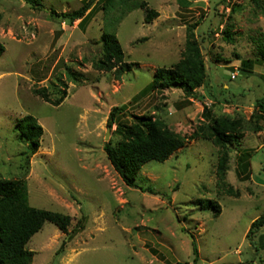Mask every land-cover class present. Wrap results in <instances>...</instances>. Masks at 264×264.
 Returning a JSON list of instances; mask_svg holds the SVG:
<instances>
[{"label":"rangeland","instance_id":"obj_1","mask_svg":"<svg viewBox=\"0 0 264 264\" xmlns=\"http://www.w3.org/2000/svg\"><path fill=\"white\" fill-rule=\"evenodd\" d=\"M136 1L143 0H43L36 9L25 0H0V178L24 179L32 206L69 214L70 233L83 219L70 239L46 222L27 244L31 264H195L193 241L196 264H264V226L248 236L264 215V111L257 105L264 99L258 52L264 0H145L159 12L152 22L143 8L116 19ZM85 4L90 14L83 24L64 18ZM189 27L207 67L197 95L180 88L140 95L158 68L183 57ZM105 31L116 33L125 60L136 63L120 80L94 67ZM246 59L256 62L253 72L241 70ZM69 71L83 74L81 82L71 81ZM61 82L68 88L59 106L33 93L46 87L56 99ZM123 104H129L124 121L149 115L187 136L202 132L211 117L243 118L248 127L231 146L224 183L218 147L197 137L166 161L145 164L138 187L127 185L105 151L120 139L108 122L111 109ZM26 114L44 128L35 153L16 129ZM256 114L263 115L258 131ZM245 153L252 154V169L243 171Z\"/></svg>","mask_w":264,"mask_h":264},{"label":"trees","instance_id":"obj_2","mask_svg":"<svg viewBox=\"0 0 264 264\" xmlns=\"http://www.w3.org/2000/svg\"><path fill=\"white\" fill-rule=\"evenodd\" d=\"M36 9L44 8L43 0H25ZM113 0H107L108 3ZM90 4H85L81 8L64 13V18L70 22L84 21L89 17L86 14ZM136 8H143L146 11L145 21L152 22L159 16V12L150 8L147 1H136L131 4L128 10L122 12L116 19H120L127 11ZM236 8H234V11ZM55 13L54 11H52ZM228 25L225 33L232 38ZM194 27H189L186 40V48L183 57L170 67H160L156 70L153 81L140 93V95L153 90H165L170 88H180L188 95H197L195 92L207 79V67L204 60L201 46L195 37ZM103 56L94 63L95 69L99 71H112L115 78L120 80L124 73L132 70L135 62L125 60V53L118 42L116 33L104 32L102 34ZM5 51V45L0 41V56ZM259 59L264 60V44L258 47ZM256 62L246 59L242 61L241 70L253 72ZM69 78L74 83H80L84 75L76 72H68ZM64 87L61 96L52 99L46 87L34 88L33 93L41 96L46 102L59 106L67 97L68 84L61 82ZM139 95V96H140ZM137 96L134 99H137ZM199 96V95H198ZM261 111H264V99L257 102ZM129 104L114 106L109 114V126H116L115 134L119 136L116 144L108 142L105 145L107 157L120 174L123 181L129 186L138 185L135 177L140 173L142 167L150 161H166L172 154L182 148L189 139L203 138L211 141L220 153L217 166V175L220 183H224V177L228 170V161L231 146L238 144L244 137V132L248 124L241 117H230L227 115L211 117V121L206 125L202 132H193L187 136L174 131L167 122L161 118H154L149 115L130 114L135 119L128 123L123 120L128 114ZM209 112V108L206 109ZM263 118L262 114L255 115L253 129L258 131L261 127L259 121ZM251 125V124H250ZM16 129L19 138L28 143L31 153H35L41 145V138L44 128L39 120L32 114L20 117L16 122ZM252 154H244L241 157V167L246 171L252 169ZM155 193L154 189H143ZM202 207L214 208L218 213L220 206L212 200L203 203ZM72 217L69 214L32 206L29 202L28 184L24 179L0 178V264H31L34 252L27 247L31 238L42 229L46 222L55 224L59 229L69 234V239L73 233L82 229V220L78 222V228H74L73 233L68 232ZM264 226V215L255 219L250 227L248 236ZM194 252L196 254L195 264L198 261V248L193 241ZM179 264H188L179 263Z\"/></svg>","mask_w":264,"mask_h":264}]
</instances>
